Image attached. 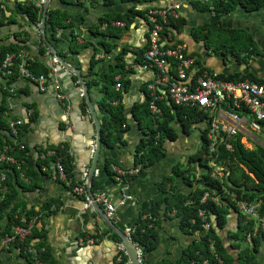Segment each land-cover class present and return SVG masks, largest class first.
I'll return each instance as SVG.
<instances>
[{
    "label": "trees",
    "instance_id": "1",
    "mask_svg": "<svg viewBox=\"0 0 264 264\" xmlns=\"http://www.w3.org/2000/svg\"><path fill=\"white\" fill-rule=\"evenodd\" d=\"M59 1L71 3V0ZM75 1L77 2V0ZM90 1L94 2V0ZM100 1L105 5L113 3V0ZM191 6L194 10L200 12L209 11L210 6L212 7L211 12L213 16L217 17L233 13L236 10L242 12L262 11L264 10V0H226L225 2L213 0L209 4H200L194 1ZM40 13L41 7H36L32 1L15 3L12 11H10V15L7 17L4 16V12L0 7V28L14 25V17L18 16L24 21L27 28L36 29L35 26L39 22ZM142 14L143 11L136 10L134 5L126 9L124 13H104L89 28V32L93 38L97 39V43L102 48V51L110 53L114 48V44L105 41L106 38H120L122 30L119 29L126 28L135 16L141 17ZM110 22H121L124 24V27H112L110 26ZM45 24L48 26V34L54 43L58 41L57 30L72 26L69 15L57 8L46 10ZM101 24L106 25L103 30L99 29ZM184 24L183 18L176 20L168 18L166 24L163 25L164 32L162 36L166 38V35L170 34L172 37L173 34L181 31ZM209 27L215 28L213 24H202L195 26L190 32L192 40L202 42L206 50L207 29ZM19 34L23 35L22 41L28 40L29 34L25 32L14 33L13 36ZM243 34L231 32V36L235 39L246 37L248 48L244 49L243 52L246 53L247 57H250L254 53V49L251 48L252 40L249 36ZM176 44L181 45L182 42L177 40L174 45ZM20 48L25 49L24 44L20 46L8 43L0 46V60L5 53L16 52ZM87 48H90L91 55L89 57L87 75L83 79L88 92L93 87L98 88L96 109L98 115H100L97 117L101 131L100 143L107 148L114 147L116 143H122L121 137L129 128L125 124V118L122 115L123 106L121 103V96L127 92L129 87V81L124 78L129 69V65H126L124 62V56L127 52H131V64L142 65V55L146 49V45L133 48L132 51H129L126 46H122L120 51L114 55V64L112 66L96 68L99 60L93 58L95 47L87 41L78 43L76 35L71 30L68 32L67 53L76 54L80 50ZM230 49L236 52L232 48ZM44 50L45 48L42 47L39 49V52L44 53ZM190 55L196 57L195 63L198 65V54L191 53ZM60 56L67 60L63 53ZM203 68L205 67L203 66ZM27 69L34 76L45 74L47 71V68L37 60L30 61ZM216 77L232 82L248 80L264 84V76L256 77L251 74L242 76L238 73L218 74ZM72 78L74 79V77ZM11 81L12 78L6 82L7 86ZM116 84L118 85L117 87H115ZM143 94V102L133 104L131 107V116L138 124L139 131L145 136L139 139L135 146L133 165L147 167L156 164L165 157L164 141L176 140V128L181 133L188 134L190 128L194 123L198 122L200 116L195 111L178 108L168 101L161 100L157 102L161 110L159 119L155 120L154 124L151 122L152 126L143 124L144 117L149 118L151 121V114L147 109L148 96L145 90ZM81 104L82 111L85 112L83 100ZM5 111V101L1 100L0 153L3 152V148H7L5 155L10 156L15 164L0 163V175H3L0 189L4 190L3 193H0V236L11 233L15 227H25L33 217L39 220L44 211H49L50 207L57 205V201L50 199L43 202L38 211H34L33 209L24 211V203L16 201L17 189L20 191H31L40 188V175H44L45 169L49 170V164L54 162L60 164L65 177V182L62 183L68 189L71 190L74 186L81 185V182L73 172L72 159L65 144L48 145L37 153L35 159H32L27 154L25 146L19 143H11L7 136H5L6 133L8 136L10 135L6 129ZM34 117V113L30 114L28 121H34ZM25 131H27V126L20 125L17 127L16 134L19 136ZM200 141L198 148L187 156L184 163L178 161L171 166L170 175L161 180L157 189L163 196L151 206L141 211L131 227L132 232L129 234L130 241L135 242L141 249V264H144L146 253L153 250L158 243L157 230L159 224L157 210L163 204L165 205L163 211L164 219L166 218V213L173 212L178 219V227L183 233H198L197 239L189 242L173 264H203V261L206 262L205 264H219L218 260L220 264H259L257 253L261 242L264 241V228H261L259 223L253 219L246 220L239 214L236 203L242 202L249 205L259 201L256 213L259 218L264 217V149L259 146L246 149L241 145L238 138L232 137L225 140L223 144L215 146L209 157L206 158L208 143L204 140L203 135H201ZM224 145H229V149H226ZM49 150L53 151V155L46 156V152ZM41 155L43 158H40ZM210 161H212L214 167L221 169V178L211 176L213 167L209 165ZM109 164L113 163L105 161L103 167L106 173L111 174L108 169ZM192 164H197L199 168L204 169V172L198 175L190 172ZM42 169L44 170L42 171ZM175 178H181L182 183L187 188L185 193L179 191L170 193ZM195 183L199 185L193 186ZM90 189L91 192L95 191V182L93 180ZM204 194L207 196L200 203L199 200ZM230 196H232V200H230ZM211 198H217V203L212 202ZM198 211L203 212V222L210 224L206 233L202 231L201 224L203 222L197 217ZM230 213L236 214V226L234 230L226 231V238L222 239L215 232V229L220 231L225 229L227 216ZM40 237H43V231L41 228H36L33 224L30 229V235L23 242L15 244L19 256L27 264H55L54 259L49 254V249L43 242L32 244L33 240ZM111 237L113 240L119 242L117 236L111 234ZM92 238L95 239L96 236ZM210 243L212 251L209 249ZM116 257H120L121 261L125 260V256L121 252H118ZM168 263L165 260L158 262V264Z\"/></svg>",
    "mask_w": 264,
    "mask_h": 264
},
{
    "label": "crops",
    "instance_id": "2",
    "mask_svg": "<svg viewBox=\"0 0 264 264\" xmlns=\"http://www.w3.org/2000/svg\"><path fill=\"white\" fill-rule=\"evenodd\" d=\"M24 1L27 0H0V7L4 12V16L10 15V11H12L15 3H22ZM49 8L65 11L70 17L72 26L57 30L58 41L54 43L51 38L48 40L55 47L58 55L60 56L63 53L66 56V61L80 71L83 78L87 75L91 51L90 48H87L80 50L76 54L67 53V39L70 30L76 35L78 43L87 41L95 47V53L99 57V63L96 65V68L112 66L114 64V55L120 51L122 46H126L129 51H132L133 48L144 45V37L142 36L143 25L135 22V20H132L126 28L119 29L122 30L120 38H106L105 41L114 44V48L110 53H104L97 43V39L91 36L89 28L96 23L102 14L124 13L126 11V8L121 6L118 1L113 0L112 4L105 5L99 1L92 3L88 0H77V2L71 0V3L49 0L47 9ZM184 8L185 10H182L181 14L183 15L182 18L185 24L179 33L173 34L172 44L177 40H180L183 45L184 41L188 43V39L192 40L191 29L198 26L197 22L194 24L192 21L191 14L188 15L187 13L190 12L191 8L187 4ZM210 17L207 13L203 12V15L199 14L198 18L206 19V21L210 19L211 24L219 20L217 17ZM244 17L250 18V23L254 24L252 27L256 34L252 36H254L253 39L258 43V56L245 58L243 61H239V63L233 62L229 58L228 62L230 63L231 70L228 71L222 68L221 64L217 63L219 62L217 60L216 64L218 67L214 71L218 73L232 71L231 74H251L256 77L264 76V10L248 12ZM14 18V25L0 28V46L14 41L23 43L25 51L29 54L31 60L40 61L46 66L50 55L46 56L45 53L39 52L40 48H45L39 33V22L37 23L38 30L34 31L27 28L24 21L18 16ZM45 28V36L47 38L48 26L46 24ZM24 32L29 34L28 40L22 41V34L13 36L14 33ZM194 43L197 42L194 41ZM209 54L211 55V53ZM209 60L211 62L214 58ZM209 60L201 62L199 57L198 62L210 69L212 66L209 67L206 64ZM131 61L132 54L131 52H127L124 56V62L126 65H129V69L124 78L129 81V87L127 92L122 94L121 103L123 106L122 115L125 118V124L129 128L121 137L122 143H116L114 147L110 148L101 145L93 178L95 182L94 193L103 194L109 199L114 206L112 222L123 233L133 226L141 211L151 206L163 196L157 190L158 186L164 177L170 175V168L178 162L175 159L179 157L175 152V147L172 146L176 145L174 144L176 141L165 140V157L156 164L147 167L140 166L141 168L137 173L132 174L123 181L121 179L117 180L110 173L105 172L103 167L105 161H110V163L122 168L134 167L133 154L135 146L139 139L145 137L139 131L138 124L131 116V107L133 104L142 103L144 100L143 91L145 90L144 84L147 79V72L140 69L138 65L131 64ZM72 77L74 76L58 71L56 91L64 94L67 98L62 103L54 99L52 89H49L45 93H40L29 82H17L15 84V92L11 95L12 97L9 96V99L5 101V120L7 122L20 121L21 125L27 126V131L15 137L12 135L8 136L7 133L5 136H7L11 143H19L25 146L27 154L32 159H35L37 153L48 145L65 144L72 159L73 172L76 178L83 183L81 181L82 173H87L89 167L92 155L90 150L91 147L93 148L94 142V131L86 107L85 112L82 111L81 101L83 99L80 97L79 84L76 78L74 77L73 79ZM3 83V78L0 76V89ZM89 94L93 97L91 103L97 117H99L100 115H98L96 109L98 88H91ZM33 113L35 114L34 121L29 122L30 114ZM184 141L186 147H191L193 143H196L194 151L198 148L196 136L194 139L191 138L189 141L184 139ZM184 150L187 151L186 148ZM167 151L170 153L167 154ZM188 155V153L181 155L180 162H185ZM48 169H45L44 175H40L39 189L31 191H20L17 189L16 201L24 203V211L28 209L38 211L43 202L50 199L57 201V205L50 207L49 211H44L39 220H36L34 217L31 219L35 227L41 228L43 231V237L33 240L32 244L43 242L49 249V254L54 259L55 264H116L114 258L117 253V241L112 239L111 234L113 233L99 219L92 207L88 209L83 208L81 197L74 194L57 179L51 164H49ZM178 179L175 178L170 193L174 191L185 193L187 190V188L182 190ZM123 197L126 198L120 205L119 202ZM164 208L165 205L163 204L157 210L159 224L157 230L158 243L153 250L146 253L144 264H158L161 260L168 261V264H173L189 242L197 239V233L186 234L179 229L178 219L173 212L166 213L167 215L164 219ZM235 226L236 216L230 213L227 216V224L224 231L234 230ZM93 236H96V238L93 239ZM124 256L125 260L117 264H130L125 254ZM257 261L259 264H264V244L258 249ZM0 263L27 264L19 256L16 246H12L7 251L0 252Z\"/></svg>",
    "mask_w": 264,
    "mask_h": 264
},
{
    "label": "built area",
    "instance_id": "3",
    "mask_svg": "<svg viewBox=\"0 0 264 264\" xmlns=\"http://www.w3.org/2000/svg\"><path fill=\"white\" fill-rule=\"evenodd\" d=\"M27 1L34 2L36 7H41L43 3V0ZM215 1L225 2L226 0ZM197 2L209 4L213 0H197ZM184 6L186 7V4H182L180 0H166L165 3L159 5L135 8L136 10L143 11L142 16H135L133 21L135 20V22L143 25L142 36L144 37L146 49L142 55L143 64L138 66L147 72L144 89L148 96L147 109L151 114V122L153 123L155 120H158L161 114L157 102L161 100L168 101L175 107L192 110L199 114L200 119L191 128L195 130L194 133L198 139V144L201 142V135H203L204 140L208 143L206 158L209 157L215 146L223 144L225 140L232 137L238 138L241 145L246 149L256 146L264 149V84L248 80L232 82L219 79L216 75L221 73L206 68L202 69V64L196 65L195 57L190 55L191 52L187 51L185 45L172 44L170 34H167L166 38L162 36L164 32L163 25L166 24L168 18L173 20L182 18L181 11L185 10ZM211 9L212 7L209 6V11L204 13L212 14ZM198 14L203 15L200 12ZM37 26L38 24L35 26L38 30ZM105 26V24H101L99 29L103 30ZM110 26L123 28L124 24L121 22H110ZM11 44L23 46L22 43L15 41ZM44 53L46 56L50 55L47 61L48 64L45 66L47 71L45 74L37 76L32 75L27 69L28 63L32 60L25 49L20 48L16 52H8L3 55L0 60V76L4 82L12 78L7 90L8 96H11L15 92V84L17 82L24 81L33 84L40 93H45L49 89H52L54 92L53 97L57 102L62 103L66 101V96L56 91V86L58 85L56 77L58 71L65 74L68 73L59 66L56 59L46 48ZM93 58L98 59L99 57L95 53ZM117 86L116 84L115 87ZM20 125L21 122L18 120L9 121L6 124V129L10 135L15 137L17 135V127ZM224 146L226 149H229V145ZM92 150L93 148L91 147V154ZM6 151L7 148H3V152L0 155V163L15 164L10 156L5 155ZM51 155H53V151L49 150L46 152V156ZM40 158H43V156L41 155ZM209 165L214 166L212 161L209 162ZM51 166L57 179L65 182L60 164L54 162L51 163ZM140 168V165L132 168H122L115 164H109L108 166L112 176L122 181L137 173ZM85 177L86 172H83L81 178L83 183L74 186L71 191L81 197L83 208L88 209L92 207V202L86 192ZM2 180L3 175H0V182ZM0 192L3 193L4 190L0 189ZM92 196L94 202L102 208L105 216L112 221L114 206L109 199L100 193L92 192ZM206 196L204 194L199 202L202 203ZM125 198L123 197L119 202L120 205ZM232 199V196H230V200ZM217 200V198H211V201L214 203H217ZM258 205L259 201L249 205L242 202L236 203L239 214L246 220L253 219L260 224L261 228H264V217L259 218L256 213ZM232 214L236 216L235 213ZM197 217L203 222L204 215L202 211L197 212ZM210 217L212 218V216ZM32 225V220H30L25 227H15L11 233L1 235L0 252L7 251L12 246H15L16 243L23 242L30 235ZM209 225L206 222L201 224L204 233L207 232ZM131 232L132 228L126 230L124 234L130 239L129 234ZM215 232L219 235L222 231L215 229ZM132 243L136 244L135 242ZM209 249L212 251L211 243ZM116 250L117 253L124 252L119 242L116 244ZM137 255L140 259V252ZM216 259L218 260L217 257ZM114 261L117 264L121 262V259L115 256ZM205 263L203 261V264ZM218 263L220 264L219 260Z\"/></svg>",
    "mask_w": 264,
    "mask_h": 264
},
{
    "label": "water",
    "instance_id": "4",
    "mask_svg": "<svg viewBox=\"0 0 264 264\" xmlns=\"http://www.w3.org/2000/svg\"><path fill=\"white\" fill-rule=\"evenodd\" d=\"M49 0H43V3L41 5V13H40V18H39V24H40V28H39V33H40V37L44 43L45 48L49 51V53L56 59L57 63L59 64V66L66 71L68 74L74 76L77 80V83L79 84L80 87V96L83 99L84 105L87 109L91 124L93 126V131H94V142H93V150H92V155L90 157V162H89V167L87 169V173H86V178H85V185H86V192L88 194V196L91 199V206L94 210V212L98 215L99 219L104 223V225L114 234L117 236L120 245L122 246V249L124 251V254L126 255L127 259L129 260L130 264H140V259L138 258V252H140V247L136 244H133L130 239L111 221L109 220L102 208L96 203L94 202V198L92 196V192H91V182L94 178L95 175V170H96V166H97V162H98V157H99V152H100V148H101V131H100V124L99 121L97 119V115L95 112V109L91 103V95L89 94L87 87L84 83V79L82 77V73L80 71H78L77 69H75V67L67 62L64 58L60 57L55 49V47L50 43V41L48 40L50 38V35L47 33V38L45 36L46 33V28H45V14H46V9H47V4H48ZM238 12V10H237ZM35 31V29H32ZM48 32V31H47ZM188 43H186L184 41V45L186 46L187 51L191 52V53H195L193 47L197 46V45H201V51L199 53H197L198 55L201 56V62H205L209 59H213L214 57H212L206 50V48L203 46L202 42H197L194 43L193 40L188 39ZM202 64V63H201ZM204 65V64H202ZM232 72V71H231ZM231 72L228 73H222L221 74H231ZM234 73V72H233ZM242 76V75H241ZM164 159V158H163ZM219 236L222 239L226 238V232L222 231ZM233 254V253H232ZM231 254V255H232Z\"/></svg>",
    "mask_w": 264,
    "mask_h": 264
},
{
    "label": "rangeland",
    "instance_id": "5",
    "mask_svg": "<svg viewBox=\"0 0 264 264\" xmlns=\"http://www.w3.org/2000/svg\"><path fill=\"white\" fill-rule=\"evenodd\" d=\"M90 1V0H89ZM100 2V0H94V2ZM115 1H118L119 4H121V6H123L124 8H129L131 6H135V8H145L147 6H151V5H159V4H162V3H165L166 0H115ZM197 2V0H180V2L182 4H187L191 9H190V12H187L188 15L191 14V19H193L192 21L194 22V24L196 23L197 25H201V24H211L210 23V19H208L209 21H206V19H199V14L198 12L200 11H197V10H194L191 6V4L193 2ZM93 3V1H92ZM102 4V3H101ZM188 11V10H187ZM193 11V12H191ZM203 13V12H201ZM209 16L212 17V14H208ZM222 16V15H221ZM221 16L218 17V19H221ZM210 17V18H211ZM203 18V17H201ZM190 21V19H189ZM215 28H212V27H209L207 29V32H208V35L206 37V46H207V52L208 53H211V56L214 57V60L216 61L218 59V57H216V53L219 52L220 50V47L221 48H232L234 51L236 52H241L244 51V49L248 48V43L246 42V38H238V39H235L233 38V36H231L228 32L226 31H222L220 30L216 25H214ZM218 28V29H217ZM199 43V42H198ZM201 45H197L194 49V52L195 53H199L201 51ZM200 57V60H201V56L199 55ZM233 61V59H232ZM235 62V61H233ZM230 63H228L229 65ZM10 85V84H9ZM9 85L7 86L6 82H4L2 84V87L0 89V99L1 100H8L9 96H8V93H7V90L9 88ZM12 97V96H10ZM143 124H149L150 126L151 125V121L149 118L147 117H144L143 118ZM7 121L5 120V123ZM7 124V123H6ZM195 130H193V128H190L189 130V133L188 134H184V133H181L180 131L177 130V139L175 140L176 145H172L173 147H175L174 149L176 150L175 152L177 153V157L175 159V161H179L180 162V159H181V155H185V154H191L194 152V149H195V146H196V143H193L191 145V147H186L184 144V139H186L187 141H189L191 138L194 139L195 138V133H194ZM183 139V141H182ZM194 142V141H193ZM183 143V144H182ZM199 143V142H198ZM187 149V151H185L184 149ZM170 153L169 151H167V154ZM2 153H0L1 155ZM181 163V162H180ZM184 163V162H183ZM213 167V170L211 172V175L214 176L215 178H221V170L219 167H214V166H211ZM190 172H193L195 175H198L200 174L201 172H204V169L203 168H199L197 166V164H192L190 170ZM180 184H181V188L182 190H184L186 188V186L182 183V180L181 178L178 179ZM195 185H199V184H193V186ZM1 193V192H0ZM260 226V224H259ZM264 244V241L261 242V245ZM260 245V246H261Z\"/></svg>",
    "mask_w": 264,
    "mask_h": 264
},
{
    "label": "flooded vegetation",
    "instance_id": "6",
    "mask_svg": "<svg viewBox=\"0 0 264 264\" xmlns=\"http://www.w3.org/2000/svg\"><path fill=\"white\" fill-rule=\"evenodd\" d=\"M248 12H242L240 10H236V12L233 13H229V14H223L221 16V19H219L218 21H216L213 25H216L219 29H221L222 31H226L231 35V32H240V33H244L245 35L249 36L251 41V48L254 49V53L251 56H258V43L256 42L254 38V34L255 31L253 30V25L252 23H250V18H246L244 17ZM214 17V16H213ZM219 16H217L218 18ZM205 24V23H204ZM256 24V23H255ZM243 34V35H244ZM246 38V37H245ZM216 57H218V61L217 63L221 64V67L224 68L226 71L231 70V66L230 64L228 65V61L230 59H233V61H235L236 63H239V61H243L245 58H248L246 56L245 52H233L231 49L228 48H221L219 52H217ZM250 56V57H251ZM230 58V59H229ZM196 59V57H195ZM229 59V60H228ZM216 60V61H217ZM215 60L211 61L210 60L206 63L212 67H210L209 70L214 71L215 69H217V64ZM201 63L199 62L198 65H200ZM207 65V66H208ZM206 67V66H205ZM206 69H208V67H206Z\"/></svg>",
    "mask_w": 264,
    "mask_h": 264
}]
</instances>
